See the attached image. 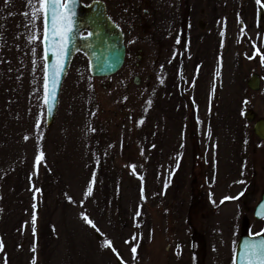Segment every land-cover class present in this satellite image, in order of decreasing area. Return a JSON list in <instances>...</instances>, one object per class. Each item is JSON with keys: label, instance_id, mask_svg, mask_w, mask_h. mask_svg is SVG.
<instances>
[{"label": "rangeland", "instance_id": "obj_1", "mask_svg": "<svg viewBox=\"0 0 264 264\" xmlns=\"http://www.w3.org/2000/svg\"><path fill=\"white\" fill-rule=\"evenodd\" d=\"M101 1L125 64L92 77L78 52L47 125L42 36L28 41L43 24L24 16L26 0H0V264H233L240 237L264 230L261 6L190 0L182 41L185 0Z\"/></svg>", "mask_w": 264, "mask_h": 264}, {"label": "snow or ice", "instance_id": "obj_2", "mask_svg": "<svg viewBox=\"0 0 264 264\" xmlns=\"http://www.w3.org/2000/svg\"><path fill=\"white\" fill-rule=\"evenodd\" d=\"M78 0H26V5L31 9L30 12H25L24 16L26 18H31L30 23L33 28L36 27V21H41L43 24V30L40 36L35 32H32L29 35V43H35L42 36V43L44 44V53L43 59L44 63V76H43V89H44V103L48 106L47 111L49 114L52 112L53 103L56 101V90L59 84V77L63 74L65 70V62L69 55L68 42L71 35H74V26H75V6ZM256 3L264 8V4L261 3V0H256ZM89 35H92L89 33ZM224 33H221L223 36ZM179 43V41H177ZM255 47V45H254ZM33 56L36 55V49H32ZM51 54L53 61L49 64L48 57ZM264 61V57H262ZM33 64H36V61L33 60ZM162 82V81H161ZM213 91L215 88L213 87ZM151 104V101H148ZM143 123V121H140ZM36 128L39 130L41 124L38 120ZM27 139V137H25ZM43 160V153H39L35 157V164L39 166ZM179 164H177V167ZM134 167V166H133ZM141 179H143L141 177ZM243 183V181H239ZM168 187L167 182L165 183V188ZM92 187L91 184L88 187L87 194H91ZM142 199H143V189H142ZM243 195L241 192L236 197L226 196L221 201L224 203L226 200H235L239 199ZM36 205H33L35 210ZM140 215L139 212L136 214ZM258 218L264 219V202L259 205V210L256 212ZM83 219L92 225L95 228V225L92 224L91 220L87 216H84ZM33 224V234L35 235V224H36V215L35 211L33 212L32 217ZM136 239L135 236L132 238ZM126 243H128L126 241ZM104 247H112V242L106 240L103 244ZM4 247L3 243L0 242V250ZM35 247L32 251L35 252ZM113 251L115 249L113 248ZM133 253V258L137 252L136 247L131 249ZM32 264H36L35 259H33ZM233 264H264V230H261L259 233H250V239L246 240L243 244V247L239 253L234 251L233 255Z\"/></svg>", "mask_w": 264, "mask_h": 264}, {"label": "water", "instance_id": "obj_3", "mask_svg": "<svg viewBox=\"0 0 264 264\" xmlns=\"http://www.w3.org/2000/svg\"><path fill=\"white\" fill-rule=\"evenodd\" d=\"M261 16L264 10H260ZM75 26L74 35H71L68 42L69 55L65 62V70L59 77V84L56 90V101L53 103L51 114L47 111L46 105V121L47 125H51L55 119L60 95L64 81L67 77L70 65L78 52L83 53L89 62V71L92 77L107 78L117 74L124 66L126 61V45L124 33L120 27L110 18L106 3L101 0L92 1L88 5H84L82 0H78L75 6ZM91 33L92 35H89ZM43 44V49H44ZM53 57H48V63L51 64ZM139 80L136 79V84ZM248 87L254 91L261 89V77L257 74L251 76L248 81ZM246 119L249 122L255 121V114L252 111L246 113ZM255 135L264 141V118L258 119L254 124ZM264 202V194L261 202L257 205L254 216L258 220L256 212L259 205ZM250 239V235L240 237L236 253H239L246 240Z\"/></svg>", "mask_w": 264, "mask_h": 264}, {"label": "flooded vegetation", "instance_id": "obj_4", "mask_svg": "<svg viewBox=\"0 0 264 264\" xmlns=\"http://www.w3.org/2000/svg\"><path fill=\"white\" fill-rule=\"evenodd\" d=\"M183 0H178V2H179V4L182 2ZM186 1H187V3H186ZM201 1H203V0H201ZM185 7H186V19H184V20H186V26L187 27H185L184 29H183V31H181L182 32V35H181V32H180V37H181V40L183 41V39H188L189 41H192V39H193V35H194V33H193V24H188V21H189V19H190V21L193 23V21L191 20V13H190V10L192 9V7L194 8L195 6H194V3H193V5H192V7L190 6L191 5V3H190V0H185ZM180 6H182L181 4H180ZM264 8H260L259 9V20L260 21H262V20H264V14H263V16H261V13H260V10H263ZM202 11H203V9L201 10V14H203L202 13ZM183 38V39H182ZM185 41V40H184Z\"/></svg>", "mask_w": 264, "mask_h": 264}]
</instances>
